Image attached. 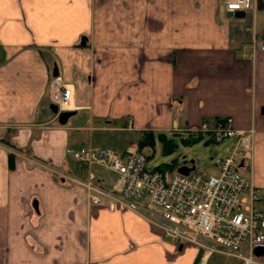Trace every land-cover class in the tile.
Returning <instances> with one entry per match:
<instances>
[{"label":"crops","instance_id":"crops-1","mask_svg":"<svg viewBox=\"0 0 264 264\" xmlns=\"http://www.w3.org/2000/svg\"><path fill=\"white\" fill-rule=\"evenodd\" d=\"M245 12L229 17L224 0H0V264L198 263L199 247L145 216L91 202L81 181L93 173L113 188L117 174L69 149L104 146L98 135L113 131L253 126L241 171L264 208V51L252 46L264 0ZM55 65L74 89L64 123L51 109ZM217 255L210 262L226 264Z\"/></svg>","mask_w":264,"mask_h":264},{"label":"built area","instance_id":"built-area-1","mask_svg":"<svg viewBox=\"0 0 264 264\" xmlns=\"http://www.w3.org/2000/svg\"><path fill=\"white\" fill-rule=\"evenodd\" d=\"M256 0H224L227 12L255 9ZM254 53L264 51V36L254 41ZM72 85L56 76L50 82V99L59 113L73 108ZM130 126V125H129ZM255 128H237L233 119L223 123L203 122L188 138L207 136L223 143L226 155L216 163L217 173L197 169L188 175L148 168L152 149H140L131 143L124 152L108 147L70 148L69 154L89 167L94 165L117 174L113 188L103 186L93 173L81 184L94 205H121L139 213L162 230L164 237L181 245H195L202 250L197 264H211L213 254L236 259L242 264H264V208L262 191L241 167L251 163L254 154ZM188 166H192L188 162Z\"/></svg>","mask_w":264,"mask_h":264},{"label":"rangeland","instance_id":"rangeland-1","mask_svg":"<svg viewBox=\"0 0 264 264\" xmlns=\"http://www.w3.org/2000/svg\"><path fill=\"white\" fill-rule=\"evenodd\" d=\"M53 79V78H52ZM51 79V80H52ZM161 132L155 133V145L151 147L152 155L149 157L148 168H154L163 164H171L172 162L182 163L184 160L194 159L197 165V169L207 173H217L216 172V163H219L221 158L226 155L225 146L229 141H224L223 143H215L210 141L207 136H202L200 139L195 141L186 142L185 139L188 138V135H173L171 133H165L168 138L172 139L175 145V148L168 153L164 151V145L161 139L159 138ZM136 132H119L113 131L109 134L98 135L96 141H106L105 147L113 148L117 152H120L121 149L116 146L115 143L123 144L126 140H133L138 144L139 137ZM120 144V145H121ZM103 147V146H99ZM150 147L144 148L147 150ZM16 154L18 153L17 149H14ZM104 172L110 173L107 170L102 169ZM219 255H217L218 257ZM220 261L225 262L226 264H239L233 258H228L226 256H219ZM212 264V262H211Z\"/></svg>","mask_w":264,"mask_h":264},{"label":"trees","instance_id":"trees-1","mask_svg":"<svg viewBox=\"0 0 264 264\" xmlns=\"http://www.w3.org/2000/svg\"><path fill=\"white\" fill-rule=\"evenodd\" d=\"M159 138L163 142L165 153L171 152L175 148L173 140L168 138L165 133H160ZM195 140H197V138L185 139L186 142L195 141ZM155 141H156V138H155L154 132H144L143 135L141 136V138L139 139L138 145H139L140 149H144L146 147L151 148V147H154ZM10 161L13 164V161H14V155L13 154L10 155ZM179 164L180 163H178V162H172L171 164H163V165L157 166L156 168L161 170V171L172 173L176 170V168L178 167Z\"/></svg>","mask_w":264,"mask_h":264},{"label":"water","instance_id":"water-1","mask_svg":"<svg viewBox=\"0 0 264 264\" xmlns=\"http://www.w3.org/2000/svg\"><path fill=\"white\" fill-rule=\"evenodd\" d=\"M245 11H236V12H228V16L229 17H244L245 16ZM59 75V68L58 65H55L54 67V76H58ZM51 109L53 110L54 113H58V106L56 104H52L51 105ZM60 117V121L62 123L66 122L67 118L70 115V112H60L59 114ZM188 162H190L192 164V166H188ZM196 165H195V160L194 159H190V160H184L182 162V164L177 168V171L179 173L188 175L191 171L195 170ZM257 255H264V250L262 248H258L256 250Z\"/></svg>","mask_w":264,"mask_h":264}]
</instances>
